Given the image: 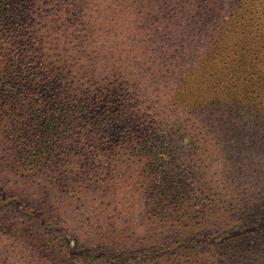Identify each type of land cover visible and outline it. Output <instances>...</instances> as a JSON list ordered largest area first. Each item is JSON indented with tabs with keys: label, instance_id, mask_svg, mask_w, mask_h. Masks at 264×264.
<instances>
[{
	"label": "trees",
	"instance_id": "16d2710c",
	"mask_svg": "<svg viewBox=\"0 0 264 264\" xmlns=\"http://www.w3.org/2000/svg\"><path fill=\"white\" fill-rule=\"evenodd\" d=\"M155 7L157 16L164 15V7L168 22L155 35L170 34L173 25L179 32L184 25V40L203 37V53L218 46L233 22L234 33L242 36L237 42L246 46L255 38L257 46L264 43V0H0V171L7 174L2 187L13 198L0 204V214L20 215L25 234L42 249L55 251L57 240L65 238L53 237L56 229L43 224L64 221L63 195L74 191L68 204L80 201L84 195L78 194L88 189L86 167L100 171L131 157L151 172L146 198L151 229L139 239L130 225L111 222L89 232L96 255L75 252L77 242L60 248L62 257H79L83 264H264V181L252 184L260 196L252 198L243 181L219 194L215 183L176 179L175 169L182 166L174 165L171 174L158 170L163 158L149 135L137 137V113L149 114L143 96L132 90L133 74L118 72L121 55L136 51L127 22H140L136 42L151 40L142 27L152 23ZM90 33L99 50L88 57L79 36L90 38ZM165 47L157 58L177 55ZM108 50L112 53L103 66L100 55ZM159 59L140 69L160 72L176 62ZM117 123L126 130V148L109 139L107 132ZM103 173L89 181L99 174L103 180ZM181 205L185 210L178 213ZM218 231L225 235L222 240L208 242ZM140 247L148 255L133 262L131 249ZM115 255L120 258L114 260Z\"/></svg>",
	"mask_w": 264,
	"mask_h": 264
},
{
	"label": "rangeland",
	"instance_id": "374dc122",
	"mask_svg": "<svg viewBox=\"0 0 264 264\" xmlns=\"http://www.w3.org/2000/svg\"><path fill=\"white\" fill-rule=\"evenodd\" d=\"M92 11L93 6H90ZM160 11L164 15L157 16L156 8L151 16L152 23H145L142 27L147 28L149 36L153 37L151 40L136 42L135 36L142 35L138 28L140 22H127L136 51L121 55L119 68L122 71L118 74H133L132 90L143 96L140 101H144L149 114L148 118H143L144 111L137 113L135 119L140 124L137 137L149 135L154 150L163 158L158 170H165L168 174L178 170L176 179L188 177L184 179L215 183L219 194L230 191V183L243 181L252 198L260 196V190L253 188L252 184L264 181V43L257 46L259 40L255 38L246 46L237 42L242 36L234 33L237 26H233L236 24L233 22L218 46L203 53L206 43H199L203 37L184 40V25L179 32L173 25L168 32L172 35H155L157 27L168 25L164 7ZM157 19L160 20L154 23ZM88 21L91 26L92 19ZM98 21L99 15L95 17V22ZM97 40L91 33L90 38L79 36L88 57L99 50ZM165 45L173 47L177 55L165 54L164 59L157 58L161 50L168 48ZM180 46H184L183 50ZM139 48L141 51L136 53ZM111 53L112 50H108L100 55L101 65L108 62ZM172 57L176 62L160 67L163 69L160 72L153 71L154 68L150 71L140 69L157 59L171 62ZM110 129L107 133L111 142L119 141L121 146L128 147L123 144L126 133L123 123ZM116 162L100 171L99 167H86L90 173L87 175L88 189L78 194L84 196L80 201L74 199L68 204L70 200L67 198L75 192L64 194V221L52 223L58 222L54 218V221L43 224L44 229L51 226L56 229L53 237L65 238V241L57 240L59 251L68 243L73 246L78 242L75 252L96 255L91 248L94 240H89V232L109 227L111 222L130 225L139 239L151 229L147 218L150 209L146 207L147 183L152 177L148 166L131 157ZM174 165L182 168L174 170ZM102 171L103 180L99 174L98 179L89 181ZM6 176L0 171V204L13 199L9 198L12 193L2 187L7 182ZM198 195L196 192L197 200ZM201 197L203 202L210 203V197ZM184 210L185 205L177 209L178 213ZM3 215L0 214V264H83L79 257L74 260L62 257L63 252L59 255L58 249H42L35 239L25 234L20 215L14 212H10L7 218ZM220 233L215 232L207 241L216 243L222 240L225 235ZM139 249H131L133 254L129 258L133 262L142 261L148 255L142 254L143 247ZM118 258L120 256L115 255L114 260Z\"/></svg>",
	"mask_w": 264,
	"mask_h": 264
}]
</instances>
